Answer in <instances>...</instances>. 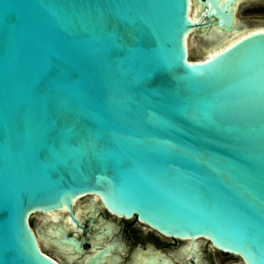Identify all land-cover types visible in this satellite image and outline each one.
Returning a JSON list of instances; mask_svg holds the SVG:
<instances>
[{"label": "water", "instance_id": "1", "mask_svg": "<svg viewBox=\"0 0 264 264\" xmlns=\"http://www.w3.org/2000/svg\"><path fill=\"white\" fill-rule=\"evenodd\" d=\"M199 3L0 0V264H58L29 217L92 195L264 264V23L199 60L234 0Z\"/></svg>", "mask_w": 264, "mask_h": 264}, {"label": "flooded vegetation", "instance_id": "2", "mask_svg": "<svg viewBox=\"0 0 264 264\" xmlns=\"http://www.w3.org/2000/svg\"><path fill=\"white\" fill-rule=\"evenodd\" d=\"M81 198L72 208L78 224L67 210L54 211L52 214L34 213L46 215L48 219H40L37 225L29 221L42 252L58 264H109L104 263L105 256L109 262L114 259L113 264H213L202 257L204 242L208 250L214 249L223 255L232 256L237 259L233 264H243L237 256L216 249L206 239L199 237L192 241L166 236L150 225L141 223L136 216L124 218L112 214L95 196ZM59 215L62 219H58ZM46 233L56 240H70L75 246L78 245V249L71 244V249L61 247L55 239L47 240ZM45 247L50 248V251L47 252Z\"/></svg>", "mask_w": 264, "mask_h": 264}, {"label": "bare ground", "instance_id": "3", "mask_svg": "<svg viewBox=\"0 0 264 264\" xmlns=\"http://www.w3.org/2000/svg\"><path fill=\"white\" fill-rule=\"evenodd\" d=\"M221 1H223V0H215L216 4H220ZM199 2H200V0H189L187 15H188L190 20L200 21L203 18L204 13L202 14V11H201L202 5ZM237 2H238V0H234V4H232V7H231L232 20L229 23H227L224 18H220L218 25L211 27L207 31L206 36H204L205 38L210 39L212 42L217 41V40H223V39H225V42L222 45H218L214 49L208 51L204 57L198 58L199 60H204L205 58L212 57L214 54H217L223 48L229 46L234 41L245 36V34H248V33L253 32V31H260V30L264 31V26H261L259 28H255L253 31H249V30H245V31H241V32L236 31V28L233 26V22L235 20V11H236V3ZM208 3H209L208 1H205V5H208ZM212 11H215L214 7H211L210 12H212ZM231 33H233V34H232L231 38L228 39L227 37ZM189 36H190V32L185 34V37H184V41H185V45H186V51L188 54V58H187L188 61L192 60V58L189 57V44H188ZM92 196H94V195H92ZM79 198H81V197L72 198L71 203H73V205H74ZM73 205H72V208H73ZM60 208L61 209L58 211H64L65 205L62 203ZM62 209H64V210H62ZM45 213H51L52 214V211L51 212H45ZM29 219H30V217H29ZM57 234H58V232L55 233V235H57ZM52 238L55 239L54 237H52V235H49L48 233H46V239L47 240H50ZM196 238H199V237L182 238V239H190V240L194 241ZM35 239H36L38 247L40 248V244H39L40 242H39L38 237L36 235H35ZM56 241L58 242L57 245H59L61 247L66 246V247L70 248L71 245H74L73 242L70 240L66 241L65 239H63V240H56ZM64 241H66L67 243H64ZM75 248L78 249V245L75 246ZM68 256H69V254H68ZM103 260L106 261L104 263H109V264L114 263V259H112L111 262H109L107 260V256L103 257ZM100 264H103V263H100Z\"/></svg>", "mask_w": 264, "mask_h": 264}, {"label": "rangeland", "instance_id": "4", "mask_svg": "<svg viewBox=\"0 0 264 264\" xmlns=\"http://www.w3.org/2000/svg\"><path fill=\"white\" fill-rule=\"evenodd\" d=\"M234 21L241 23L242 25L247 24L248 26L255 25L259 21H264V0H242L241 3L238 2L236 4ZM200 35L201 33H199L198 30H193L190 33L188 44H189V54L192 57L204 55V53H201L200 49H198V47L196 46ZM192 39H194L193 42ZM81 199L82 198L78 199V201H80ZM40 219H48V217H46V215L43 216L41 214L38 215L32 214L30 216L29 221H32L34 225H37ZM58 219H62V217L59 215ZM208 249L209 247H207V245L204 242L203 248L201 250V254L202 257L207 258L213 264H233L234 262H237V259H234L232 256L223 255L214 249L211 250ZM45 250L49 252L50 248L45 247ZM209 251L211 253H209Z\"/></svg>", "mask_w": 264, "mask_h": 264}]
</instances>
